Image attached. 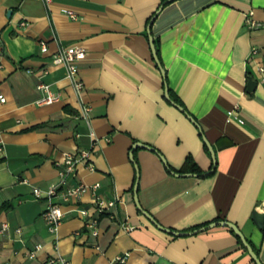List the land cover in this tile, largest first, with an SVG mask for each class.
<instances>
[{
	"label": "crops",
	"instance_id": "1",
	"mask_svg": "<svg viewBox=\"0 0 264 264\" xmlns=\"http://www.w3.org/2000/svg\"><path fill=\"white\" fill-rule=\"evenodd\" d=\"M165 1L0 0V264H46L61 255L69 264H113L124 254L125 264H256L228 227L175 236L138 210L130 156L136 143L155 150L135 148L133 159L140 205L163 228L190 232L229 221L264 264V226L252 219L264 213V0L165 4L151 26L164 79L148 21ZM248 19L260 26L251 28ZM69 46L86 51L78 67L93 146L79 118L81 98L65 67L53 63ZM249 77L257 81L253 92ZM45 83L61 94L58 102L37 103ZM165 85L200 129L168 102ZM203 136L216 154L212 175H173L168 168L182 170L189 157L203 174L211 170ZM75 149H92V169L77 164L68 186L100 184L98 194L119 200L112 215L100 217L97 236L77 212L94 211L91 192L71 202L56 198L67 211L56 233L42 218L47 200L33 194L35 186L59 183L55 164Z\"/></svg>",
	"mask_w": 264,
	"mask_h": 264
},
{
	"label": "built area",
	"instance_id": "2",
	"mask_svg": "<svg viewBox=\"0 0 264 264\" xmlns=\"http://www.w3.org/2000/svg\"><path fill=\"white\" fill-rule=\"evenodd\" d=\"M46 5H48L52 0H41ZM68 15L72 19H76V15L73 12H68ZM247 24L251 28H257L260 26L254 19H248ZM22 27L26 26V22H21ZM39 45L41 52H48V44L45 40H40ZM255 53V51L253 52ZM86 57L85 49L78 46L64 47L58 50L53 55V63L55 65H62L66 69V78L70 81L76 95L81 98V108L79 118L86 124L88 128V136L92 141V146L94 145L95 136L91 128L90 123V107L82 102V95L85 90V85L79 78V63ZM260 72L264 77V65L259 68ZM39 90L44 92V96L41 97L37 103L39 105H51L58 102L61 99V94L59 92H54L49 84H40ZM6 98L0 95V102L4 103ZM2 152V147H0V153ZM92 149H75L73 152L65 153L63 161H57L56 167L58 169L60 181L56 185H49L48 188L42 189L39 187L33 188V194L36 199L44 198L48 202L46 210L42 214L44 223H46L49 231L51 233H56L59 226L66 217L67 211H65L61 204L56 201L59 196L63 202H71L72 200L80 199L87 192H91L94 196L93 204L94 211L91 212L86 208H79L77 212L85 218V226L89 228L93 235L97 236L99 234V219L105 215H112L115 209V205L118 203V199H105L103 196L97 193L100 188V184L87 185L84 183H79L74 186H68V179L75 174L77 164H86L89 169H92L91 165ZM125 230L130 231L133 229L131 226H124ZM8 229V225L4 224L1 232ZM17 234H21V229H16ZM42 246L38 244L36 249H40ZM35 253L32 252L30 257L33 258ZM128 259V254L123 256H118L113 262V264H125ZM70 261L64 256H56L49 258L46 264H69ZM7 264V263H4Z\"/></svg>",
	"mask_w": 264,
	"mask_h": 264
},
{
	"label": "water",
	"instance_id": "3",
	"mask_svg": "<svg viewBox=\"0 0 264 264\" xmlns=\"http://www.w3.org/2000/svg\"><path fill=\"white\" fill-rule=\"evenodd\" d=\"M171 1L172 0H166L164 2V4L158 10V12L155 14V16H153L151 18V20L149 21L150 23L148 25V34H149L148 36H149L151 50H152L153 56L155 58L156 64L158 65L159 69L161 70V73H162V76H163L164 79H165V76L166 75H165V71L163 70V68L161 66V63H160V61L158 59V55H157V50L155 48L154 39H153V36L151 34V26H152V24H153V22H154V20H155V18L157 16V14L162 9V7L165 4H167V3L171 2ZM256 87H257V81L255 79H253L252 77H249V79H248V85L246 87L247 88V91L248 92H253V91H255ZM165 98L168 100V102H170L172 105H174L175 107H177L181 112L185 113L187 115V117L189 118V120H191V122H193L199 128L196 120L191 115H189L181 105H178L175 101L172 100V98H171V96L169 94V89H168V87L166 85H165ZM203 141L205 143V146H207V148L209 149V152L211 154V160L213 162V166H212L211 170L208 173H205L206 175H209V174H211V173H213L215 171L216 164H217V161H216L217 159H216V154H215V151H214L213 146H211V143L204 136H203ZM138 147L147 148V149L152 150V151H155V150H153L152 148H150L149 146H147L145 144L136 143V144H134V146H133V148L131 150V153H130L132 163L135 164V169H136V176L135 177H137V180H136L135 185H134V200H135V205L137 206L138 210L148 220L150 219V222L152 224H154L157 228H159L163 232H166V233H169V234H172V235H175V236L194 235V234H198V233L207 231L208 229H212V228H215V227H218V226L219 227L220 226L228 227L240 239V241H241L240 243L243 244L244 248L248 251V253L252 257V259L254 260V262L256 264H262V262L260 261L258 255L255 253L253 247L250 245V243L248 242V240L246 239V237L244 236V234L242 233V231L240 229H238L239 227L237 225L229 222V221L219 220V221L211 222L206 227L204 226V227H201V228L192 230L190 232H178V231H175V230H172V229H169V228H165V227L163 228V226L161 224H159L157 222V220L149 212H147L146 210H144L142 208V206L140 205V202H139L138 191H137L138 190L139 168H138V165L135 163V160L133 159V153L135 151V148H138ZM160 157L163 160L162 162H164L165 161L164 158L162 156H160ZM171 173L173 175H175V176H181V177L197 176L196 174H192V173H175V172H171ZM252 219L254 220V222L256 223V225L259 228H262L264 226V213L254 212V214L252 216Z\"/></svg>",
	"mask_w": 264,
	"mask_h": 264
},
{
	"label": "trees",
	"instance_id": "4",
	"mask_svg": "<svg viewBox=\"0 0 264 264\" xmlns=\"http://www.w3.org/2000/svg\"><path fill=\"white\" fill-rule=\"evenodd\" d=\"M155 16V15H154ZM151 20V19H150ZM149 22V21H148ZM157 55H158V50H157ZM172 98V100L173 101H175L178 105L180 104V101L178 100V99H176V98H174L173 96L171 97ZM206 147V146H205ZM207 148V147H206ZM169 169V171L170 172H175V173H192V174H196V175H198V176H210V175H212V173L211 174H209V175H206L205 173L203 174V172H201V170L199 169V167L195 164V162L189 157V159H187V161H186V163H185V167L182 169V170H180V171H175V170H173V169H171V168H168ZM135 182H136V179H135ZM134 185H135V183H134ZM5 209V206L4 205H2V206H0V213L3 211ZM216 221H219V219H217ZM211 222H208V223H205V224H202V225H199V226H196V227H194V228H192V230H195V229H198V228H201V227H206L208 224H210ZM191 230V231H192ZM234 235H235V233L232 231V230H230ZM236 236V235H235ZM237 237V236H236ZM238 238V237H237ZM238 240H239V243L241 242L240 241V239L238 238ZM242 246H243V244L242 243H240ZM250 245L253 247V249H254V251H255V253L258 255V251L256 250V248L250 243ZM244 247V246H243Z\"/></svg>",
	"mask_w": 264,
	"mask_h": 264
}]
</instances>
